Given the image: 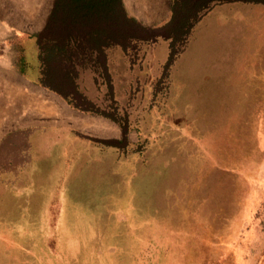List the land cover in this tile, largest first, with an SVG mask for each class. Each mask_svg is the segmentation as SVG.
Returning a JSON list of instances; mask_svg holds the SVG:
<instances>
[{"label": "crops", "instance_id": "1", "mask_svg": "<svg viewBox=\"0 0 264 264\" xmlns=\"http://www.w3.org/2000/svg\"><path fill=\"white\" fill-rule=\"evenodd\" d=\"M173 2L174 0H121L125 18L152 32L171 25ZM262 34H264L263 5L223 3L215 4L198 15L186 44L176 54L167 74L165 65L171 50V40L168 38L157 37L154 41L140 43L133 41L131 45H135L134 52L130 49L131 46L127 50L121 45L106 48L109 84L102 79L103 76L90 68L81 69L78 74L81 91L89 96V99L95 100L97 106L104 112L102 115L81 113L68 108L73 113L72 117L62 118L61 115L56 117V114L52 115L57 113L55 108L53 113L43 110L45 105H42L45 101L40 92L43 89L35 85L33 91L29 90V104L34 101V106H40V109L25 119L27 121L25 126L33 125V128L13 137L6 147L7 157L3 159V167L13 178L8 185L0 184V195L4 198L6 192L14 191L21 196L29 191H35V200L42 199V202L36 204L38 219L30 220L24 215L25 219L18 227L15 222H11L6 229L2 226L0 238H12L20 249L19 253L33 256L34 264H69L68 261L60 260L58 255L59 248L63 246L59 234L67 229L66 224L61 221L62 210L58 205L55 206V202L49 206L43 204L50 194L53 195L52 198H58L62 189L54 186L56 182L53 183V180L51 187H44V183L48 184L50 181L47 179L51 175L59 176L61 167L68 168L71 162L83 155H90L84 156L87 159L105 158L109 161L107 164H110L113 173L120 170L123 158L138 159L136 142L139 119L137 101L133 96L137 92V80L141 78L149 80L144 87L146 96L153 94L155 87H160L165 94L178 96L177 107L170 100L163 99L167 116L163 118L162 125L178 127V130L173 129L175 133L181 132V136L178 137H183V141L187 139L185 128L211 126L203 119V112L207 109H204L203 105H209L208 108H211L212 96L264 94L263 76H253L250 71V64L252 62L255 64L260 59L254 54H248L250 49L247 52L248 48L257 46ZM138 46H147L145 56L138 53ZM151 47L155 48L156 53H149ZM161 49V52H157ZM140 63L148 64V67L140 69ZM252 68L256 70L254 66ZM257 68L264 73V58ZM83 78L90 80L89 87L83 88L81 82ZM157 79L163 80L161 86L157 85ZM45 92L58 96L48 90ZM188 96L191 98L188 99ZM181 103L183 105H180ZM123 106L128 107V110L123 109ZM122 111H128L124 120L128 132L124 136ZM146 116L147 122L150 115ZM215 137L209 134L198 138L194 136L192 140L209 142ZM97 163L99 162L94 160L93 167H96ZM194 170L196 172L197 168ZM211 170L210 174L216 176L218 168L214 166ZM182 172L185 174V167L180 169V173ZM215 179L209 177L201 184L197 181L192 183L194 196L184 210L181 209L179 202H182L183 184L186 185L187 181L178 182L177 188L179 186L180 192L176 202L178 205L170 206L167 215L140 219L129 215L128 227L132 238L129 237V241L121 246L126 248L125 255H130L131 264H187L185 254L197 255L198 259L193 258L190 261L201 264L203 254L218 256L228 253V240L234 237L235 215L241 203L235 201V187L232 182L219 183ZM200 185L201 188L198 190ZM103 187L104 185L97 190L100 191ZM258 191L264 195V185H259ZM249 201L248 198L247 202ZM258 203L260 204V201L257 202L260 206ZM249 207L250 203L247 204L245 212L248 219L243 222L244 226H251L253 234L252 236H248L251 232L246 233L247 236L242 234L241 238L247 237V240L249 237H253V240L257 238L255 244L252 240L254 249L259 239L264 238L262 233L264 231L260 223L252 227L251 224L254 225L255 222L249 218ZM24 210L27 211L25 207ZM257 214L261 216L263 213L259 210ZM84 230L87 235L84 233V238L82 237L79 242L76 241L78 238L76 234L71 236L73 239L70 240L69 246L75 253L85 245L86 239L89 242L96 236L93 230L87 228ZM18 232H22L23 236ZM39 238L43 242V248L36 244ZM250 248L251 245L248 252ZM235 249L232 247L230 251L231 254H236L231 264H241L239 254H244V251ZM261 252L259 248L257 254ZM245 253L247 254L246 251ZM106 262L113 263L112 260ZM215 262L217 263V260L212 257L210 264Z\"/></svg>", "mask_w": 264, "mask_h": 264}, {"label": "rangeland", "instance_id": "2", "mask_svg": "<svg viewBox=\"0 0 264 264\" xmlns=\"http://www.w3.org/2000/svg\"><path fill=\"white\" fill-rule=\"evenodd\" d=\"M53 1L0 0V184L8 185L13 178L3 167L9 141L33 128V125L25 126L26 118L40 109V106H34V101L29 104V90L33 91L35 85L39 86L35 36L43 29ZM262 35L257 46L248 48L247 52L250 49L248 54H254L260 59L255 64H250L251 75L264 78V73L257 68L264 58V34ZM146 48L147 46H138V53L145 56ZM154 50L155 48L151 47L149 53H154ZM161 51L162 49L157 52ZM139 65L140 69L148 67V64L144 63ZM148 81L144 78L137 80V92L134 96L132 94L133 99L137 101L139 119L136 142L138 159L123 158L120 170L113 173L110 164H107L109 161L105 158L87 159L84 156L90 155H83L71 162L68 168L61 167L59 176L51 175L47 179L50 180L48 184L44 183V187H51L53 180V183L56 182L54 186L62 189L58 198H52L53 195L50 194L43 203L49 206L55 202V206L58 205L62 210L61 221L67 226L66 231L59 234V239L63 242V246L59 248V259L68 261L69 264H131L130 255H125L126 248L121 246L129 241V237L132 238L128 227L129 215L132 214L131 217L135 219L167 215L170 206L178 205V182L187 181L186 185L183 184L182 202H179L184 210L194 196L192 183L197 181L201 184L211 177L212 180L216 178L215 181L219 183L232 182L235 187V201L241 205L235 215L234 237L228 240V253L218 256L203 254L200 263L210 264V259L214 257L216 264H231L236 254L233 255L230 251L235 247V251H244V254H239L241 264H264V238L259 239L260 243L258 242L254 249L253 237L248 240L247 237L241 238L242 234L247 236L252 230L251 226L246 227L243 222L248 219L245 214L248 203L249 218L255 222L254 225L251 224L252 227L260 223L264 231V195L258 191L259 185H264V94L212 96L211 108H208L209 105H203V108L207 109L203 112L204 117L202 115L206 124L211 126L185 128L187 139L183 141V137H178L181 132L175 133L173 129L178 130V127L162 125L163 118L167 116L163 99L170 100L177 107L178 96L165 94L160 87H155L154 93L146 96L144 87ZM81 82L83 88L89 87L88 78H83ZM157 83L161 86L163 80L157 79ZM44 90L40 91L45 101L43 110L53 113L55 108L57 113L52 115L72 117L73 113L69 109L73 108L69 104L59 96L55 97ZM190 98L191 96H188V99ZM123 109L128 110V107L123 106ZM147 109L150 112H147ZM122 113L121 119L124 122L128 111ZM146 115H150L147 122ZM209 134L216 136L212 138L214 140H192L194 136L198 138ZM94 160L99 162L96 167L92 164ZM214 166L218 168L216 176L210 174ZM184 167L185 174L180 173V169ZM200 188L201 185L198 190ZM35 196V191L21 196L14 191L6 192L4 198L0 195V228L5 226L6 229L11 222H15L18 227L25 219L24 215L30 220L38 219L36 204H40L42 199L36 201ZM258 201L260 206L257 205ZM259 210L263 213L261 216L257 214ZM85 228L93 230L96 236L89 242L85 238V245L75 253L69 246L73 239L71 236L76 234V241L79 242L84 238ZM18 233L23 236L22 232ZM250 234L248 236L253 233ZM256 239L253 240L254 244ZM36 244L43 248L40 238ZM248 245H251L249 252ZM259 248L262 252L257 254ZM19 252L20 249L12 238H0V264H34L32 255ZM185 258L187 264H194L190 260L198 259V256L185 254ZM107 260H112L113 263H107Z\"/></svg>", "mask_w": 264, "mask_h": 264}, {"label": "trees", "instance_id": "3", "mask_svg": "<svg viewBox=\"0 0 264 264\" xmlns=\"http://www.w3.org/2000/svg\"><path fill=\"white\" fill-rule=\"evenodd\" d=\"M237 2L264 6V0H174L171 25L152 32L125 18L121 0H54L43 29L35 36L37 83L76 111L102 115L104 112L81 91L79 70L90 68L109 84L106 48L121 45L127 50L131 46L134 52L133 41L163 37L171 40L167 74L198 15L215 4ZM122 130L126 135L128 126L123 121Z\"/></svg>", "mask_w": 264, "mask_h": 264}]
</instances>
